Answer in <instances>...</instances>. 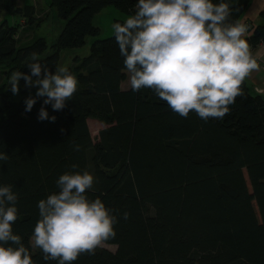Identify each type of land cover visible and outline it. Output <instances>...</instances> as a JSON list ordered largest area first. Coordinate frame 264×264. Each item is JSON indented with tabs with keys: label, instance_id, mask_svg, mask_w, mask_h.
Returning a JSON list of instances; mask_svg holds the SVG:
<instances>
[{
	"label": "trees",
	"instance_id": "obj_1",
	"mask_svg": "<svg viewBox=\"0 0 264 264\" xmlns=\"http://www.w3.org/2000/svg\"><path fill=\"white\" fill-rule=\"evenodd\" d=\"M19 1L0 0V153L8 156L0 161V185H12L18 196L13 231L34 264H57L30 244L38 202L58 192L62 174L84 170L95 178L88 197H99L117 217L116 235L105 241L117 249L99 247L73 264H264V94L244 80L223 118L205 121L195 112L181 117L150 89H123L128 72L113 33L68 68L78 88L62 111L45 106L56 121H40L46 98L21 80L15 100L11 74H30L33 53L55 71L65 50L100 34L94 18L104 8L114 5L133 15L136 4L48 0L65 20L48 42L32 38L43 18L34 4ZM252 1L223 0L229 22L240 20ZM260 20L243 37L251 52L264 42V10ZM22 38L30 41L21 44ZM29 97L37 103L26 112ZM90 118L105 124L97 137Z\"/></svg>",
	"mask_w": 264,
	"mask_h": 264
},
{
	"label": "clouds",
	"instance_id": "obj_2",
	"mask_svg": "<svg viewBox=\"0 0 264 264\" xmlns=\"http://www.w3.org/2000/svg\"><path fill=\"white\" fill-rule=\"evenodd\" d=\"M135 8L123 23L113 25L131 89L152 90L184 118L192 112L205 121L223 118L241 94L245 78L259 69L243 38L247 25L229 22V5L223 0H138ZM32 60L30 74H11L10 91L18 95L21 80L26 88H37L36 96L46 98L38 120L55 122L57 117H50L45 106L62 111L76 93L78 80L67 67L58 65L53 71L43 65L36 53ZM36 103L27 98L25 111L31 112ZM7 159L0 153V161ZM94 180L88 170L68 171L56 182L58 192L38 202L39 220L30 244L45 261L73 264L115 237L117 217L99 197L87 195ZM17 204L13 186L0 185V264H34L29 248L13 231Z\"/></svg>",
	"mask_w": 264,
	"mask_h": 264
},
{
	"label": "rangeland",
	"instance_id": "obj_3",
	"mask_svg": "<svg viewBox=\"0 0 264 264\" xmlns=\"http://www.w3.org/2000/svg\"><path fill=\"white\" fill-rule=\"evenodd\" d=\"M30 4H34L33 6L37 8L36 14L38 17L43 18V22L39 28H34L32 31V38L33 37H45L48 42H51L54 38H56L59 33L61 32L62 28L65 25V20L61 19L58 15V12L55 8H51L48 3V0H28ZM26 0L20 2V5H25ZM44 7V8H43ZM43 8V9H42ZM131 16L130 14L121 11L120 9L116 8L114 5L107 6L104 8L100 13H98L94 18V24L100 29V34L97 36H89L87 38L86 44L81 48H74V49H67L61 54V65L63 67L72 68L74 67L77 62L76 60H81L83 57L89 55L91 46L93 42L96 40L105 39L111 36L113 31V25L116 19H120L125 21L126 18ZM21 18V20L19 19ZM10 22L13 24L14 22L9 18ZM16 22L24 21L22 17L14 16ZM255 26V25H253ZM30 39H21L20 43L24 44L29 42ZM129 73L127 76V80L123 83V88H130L129 83ZM37 89V88H36ZM38 90V89H37ZM254 90L261 93L259 88L254 87ZM263 94V93H262ZM14 99L18 100L19 96L14 95ZM88 125L93 137H97L99 135V131L105 127V124L102 123L100 120L90 118L88 120ZM100 247H104L110 249L111 251H115L117 249L116 245L109 244L104 242ZM35 249V248H34Z\"/></svg>",
	"mask_w": 264,
	"mask_h": 264
},
{
	"label": "crops",
	"instance_id": "obj_4",
	"mask_svg": "<svg viewBox=\"0 0 264 264\" xmlns=\"http://www.w3.org/2000/svg\"><path fill=\"white\" fill-rule=\"evenodd\" d=\"M248 8L249 9L239 20L247 25V31L249 25H257L261 21L260 17L264 10V0H253ZM246 35H248V32H246L244 36ZM252 54L257 60L259 69L252 71L245 80L249 82L252 88H259V91H262L261 93L264 94V42L256 50H252Z\"/></svg>",
	"mask_w": 264,
	"mask_h": 264
},
{
	"label": "water",
	"instance_id": "obj_5",
	"mask_svg": "<svg viewBox=\"0 0 264 264\" xmlns=\"http://www.w3.org/2000/svg\"><path fill=\"white\" fill-rule=\"evenodd\" d=\"M129 2H131L132 4H137L138 0H128Z\"/></svg>",
	"mask_w": 264,
	"mask_h": 264
}]
</instances>
